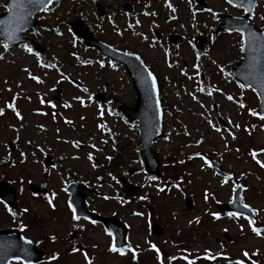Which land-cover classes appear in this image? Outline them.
<instances>
[{
    "label": "rangeland",
    "instance_id": "1",
    "mask_svg": "<svg viewBox=\"0 0 264 264\" xmlns=\"http://www.w3.org/2000/svg\"><path fill=\"white\" fill-rule=\"evenodd\" d=\"M6 1L0 0V13ZM205 1L203 8L195 0H56L37 15L40 26L25 33L46 48L45 57L25 45L5 49L0 37V179L15 187L18 202L14 212L0 201V229L26 225L24 235L45 251L36 264H88L85 254L91 264H189L196 257L192 264H264V119L251 114L259 105L253 88L231 77L243 55L241 34L216 30L219 15L243 11L225 0ZM77 17L95 37L141 55L160 79L165 137L153 149L161 177L150 179L136 122L115 108L136 101L129 75L74 35L68 22ZM262 17L264 0L251 21L264 28ZM171 34L180 36L177 44ZM198 35L205 37L202 51L193 43ZM96 93L106 99L96 101ZM49 155L53 164H45ZM172 174L176 182H167ZM120 175L139 193L120 199ZM71 180L97 190L86 194L88 209L117 215L127 227L126 242L118 247L123 254L109 250L113 239L101 223L72 219L66 190ZM237 181L244 203L257 213V226L218 208L232 199ZM32 183L44 191L32 192ZM153 222L163 227L162 235L153 234Z\"/></svg>",
    "mask_w": 264,
    "mask_h": 264
},
{
    "label": "water",
    "instance_id": "2",
    "mask_svg": "<svg viewBox=\"0 0 264 264\" xmlns=\"http://www.w3.org/2000/svg\"><path fill=\"white\" fill-rule=\"evenodd\" d=\"M202 5H205L203 0H198ZM19 2V0H18ZM240 3V0H235ZM257 0H252L251 9L243 16L222 15L225 22L220 23L219 29H231L244 31L245 33V51L243 59L231 70L235 79L242 81L244 84H251L256 89L260 97L259 112L264 113V86H262L261 79L257 73V66L264 65V39L260 40L261 47L249 48L247 46L248 33L254 34L256 37H264V30L257 28L255 25L250 24V18L254 13ZM50 6V5H48ZM7 10L0 14V30L3 40L10 46H16L21 43H26L32 47L43 50L40 44L31 38L23 35L24 31L34 28L38 25V21L34 18L37 12L41 9L25 3L22 7H14L12 0L6 3ZM249 7L247 0H244L243 8ZM100 12H103L101 5H98ZM31 12V15H27ZM23 16V20L20 17ZM75 33L84 38L85 42L93 47H96L100 53L110 57L112 60L122 63L131 76L134 87L137 91V100L133 106L119 105L118 108L124 117L128 120H138L137 128L139 129L138 142L142 146V154L145 157L146 169L148 172L160 175L159 165L160 162L156 156L155 151L152 149L153 142L164 136L162 127V109L158 96V85L155 75L150 71L144 60L135 53L125 52L118 50L111 45L96 39L92 33L89 32L82 19L78 18L70 22ZM19 29V30H17ZM14 35V39L9 40L8 35ZM174 42H178L180 37L172 36ZM197 47L202 49L204 38L198 37L195 41ZM130 53V55L128 54ZM139 57V59H137ZM148 72L156 80L155 91L152 89L151 78L148 77ZM256 78V83L253 79ZM96 98L99 100L104 99V95L97 94ZM52 163V158H49ZM121 184V191L119 195L122 198H127L130 195L136 194L139 187L130 184L124 177H119ZM80 184L72 182L67 187L71 192V201L76 210L77 215L85 216L90 219H98L102 221L108 229L113 233L116 245H122L126 240V227L117 216L104 217L96 213L90 212L86 208L85 195L77 190ZM31 190L37 192L38 189L35 185H31ZM93 191L92 189H89ZM0 198L9 203L12 207H17L15 189L5 181L0 180ZM187 208H192V199H186ZM241 196V185L239 184L232 202L220 205L224 210L236 211L254 217V212H250L243 207ZM155 234H162L164 230L158 225H153ZM25 240H30L31 244H25ZM24 250L27 251L25 255ZM19 255L21 260L25 263L38 262L43 256L44 251L41 250L34 241L25 237L19 228H11L0 230V264H8L10 261L15 260V256Z\"/></svg>",
    "mask_w": 264,
    "mask_h": 264
},
{
    "label": "snow or ice",
    "instance_id": "3",
    "mask_svg": "<svg viewBox=\"0 0 264 264\" xmlns=\"http://www.w3.org/2000/svg\"><path fill=\"white\" fill-rule=\"evenodd\" d=\"M247 2L249 4V7L244 8V11L245 12H249L250 11L252 0H247ZM25 3H27L28 5L33 6L35 8H38V9L47 11V10H49L48 9V5H51L53 3V0H19V2H18V0H12V5L14 7H22ZM227 3L231 4L233 7H243L244 0H240V3H236L235 0H227ZM168 6L171 7L170 4ZM173 11H175V9H173ZM209 11H211V9H209ZM27 15H31V12H28ZM153 15H154V13H153ZM213 15L215 16V13ZM261 19H264V17H262ZM20 20L21 21L23 20V16L20 17ZM137 23H139V21H137ZM17 30H19V29H17ZM240 34H241V51H245V33H244V31H240ZM14 38H15L14 35H12V34H9L8 35V39L9 40L14 39ZM262 39H264V37H256V36H254V34L248 33V36H247V46L249 48H253V49L258 48V47H261L262 45L260 44V40H262ZM25 47H26V49H27V51L29 53H31L33 51L30 47H27V46H25ZM4 48L7 49L8 48V44H5L4 45ZM128 54L130 55V53H128ZM137 59H139V57H137ZM25 71H28V69H25ZM257 73H258V75H259V77L261 79L262 86H264V65L257 66ZM148 77L151 78V81H152V89H153V91H155V88H156V80H155V77L152 76V73L151 72H148ZM31 79L37 80V82H39L38 81V78L36 76H31ZM253 83H256V78L253 79ZM241 87H245V85L242 84ZM248 87H252V85L249 84ZM255 90L256 89L253 88V91H255ZM85 91H87V90L85 89ZM209 94H211V93H209ZM76 99H80V98L77 97ZM227 99L228 100H232L233 98L231 96H228ZM81 103L83 104V101H81ZM7 107L13 108V105L12 104H8ZM240 107L243 108L244 105L241 103L240 104ZM13 110L15 111L14 108H13ZM3 111H4L3 109H0V114H3ZM251 114L252 115H257V113L255 112V110H252L251 111ZM16 115H17L18 118H20V114H19L18 111L16 112ZM261 119H264V114H261ZM68 122L70 123V121H68ZM209 123L211 124V121H209ZM229 123H231V121H229ZM236 127L238 128L239 125H236ZM216 131L219 132L220 131V128H216ZM229 134L231 135V133H229ZM77 144H78V142H77ZM261 151H264V149H261ZM20 155L23 156L24 153H21ZM196 155L199 156L200 154L197 153ZM253 156L255 157V152L253 153ZM88 158L91 160V158H92L91 155H89ZM109 159H110V157H109ZM205 163H209V162L206 160ZM257 163H260V161H257ZM261 167H264V164H261ZM150 179L155 180L156 177L153 176V177H150ZM163 190H164L163 188L160 189V191H163ZM207 198H208L207 195H205V199L206 200H207ZM48 203L51 206L54 207V205H52V201L51 200H49ZM68 207L70 209H72V212H73L72 219L73 220H79L80 217L78 215H76L75 209L73 208V206H72L71 203H69ZM243 207L245 209H248L250 212H255V210L254 209H251L248 204H244ZM9 211H11V210L9 209ZM24 211L27 212V209H24ZM135 214L136 215H140V213H135ZM12 215H15V213H12ZM212 215L214 217H216V218H219V213H212ZM228 215L229 216H236L238 214L237 213H229ZM245 218L247 219V217H245ZM248 223H249V225H252L253 224V221L251 219H249L248 220ZM25 227H26V225H23L22 224L21 225V230H23ZM252 231L257 236L261 235V229L258 228V227H253L252 228ZM107 235H109L110 237H112L113 233L111 231H109L107 233ZM50 239L55 240V237L53 236ZM24 243L25 244H31V241L30 240H25ZM152 247L155 248V245H153ZM109 250L112 251V252H120L121 254H123V250L121 248L116 247V245L114 243L112 245H110ZM71 251L72 252H76V251H78V249L76 247H73ZM24 252H25V255H27V251L24 250ZM206 252H207V250H206ZM255 255H256L255 252H253L251 254V256H255ZM242 256L245 257V258H248L249 257V253L247 251H244L242 253ZM14 258H15L16 261L19 262V264H24V262L21 260V257L19 255L15 256ZM55 258H56V255H53L51 257V259H55ZM210 258L211 259H215L214 256H212ZM85 260L88 261V264H91V261L88 260V257H87L86 254H85ZM29 264H30V262H29ZM189 264H192V262L189 261ZM235 264H244V261L237 260L235 262ZM252 264H256V262L253 260L252 261Z\"/></svg>",
    "mask_w": 264,
    "mask_h": 264
}]
</instances>
